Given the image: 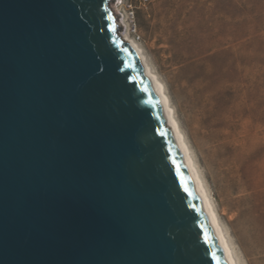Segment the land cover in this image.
I'll use <instances>...</instances> for the list:
<instances>
[{"label":"water","instance_id":"1","mask_svg":"<svg viewBox=\"0 0 264 264\" xmlns=\"http://www.w3.org/2000/svg\"><path fill=\"white\" fill-rule=\"evenodd\" d=\"M113 0H0V264H230Z\"/></svg>","mask_w":264,"mask_h":264},{"label":"rangeland","instance_id":"2","mask_svg":"<svg viewBox=\"0 0 264 264\" xmlns=\"http://www.w3.org/2000/svg\"><path fill=\"white\" fill-rule=\"evenodd\" d=\"M113 1L165 86L237 263L264 264V0Z\"/></svg>","mask_w":264,"mask_h":264},{"label":"bare ground","instance_id":"3","mask_svg":"<svg viewBox=\"0 0 264 264\" xmlns=\"http://www.w3.org/2000/svg\"><path fill=\"white\" fill-rule=\"evenodd\" d=\"M112 6V11H115V14H117L116 12V7L114 5V2L111 4ZM118 15V14H117ZM123 39L126 43L130 44V46L137 52V54L139 55L142 64L144 66V70H145V74L146 76L151 80L152 85L154 87V90L158 96L159 102L164 110V113L166 115L167 118V122H168V127L169 130L171 131L173 138L177 144V147L190 171V173L192 174L196 186L199 190V194L202 198L203 204L205 206L208 218L214 228V231L216 233V236L218 238V241L220 243V245L222 246V248L225 250L226 255L228 257V260L230 262V264H238L234 251L232 249V246L221 226L217 211L214 207V203L212 202V198L210 197L208 190L205 186V183L202 179V176L200 175L199 169L196 165V162L194 161V158L192 156L191 153V149L189 147L188 142L186 141V138L181 130V127L179 125V122L176 118V113L174 112V109L171 105V101L170 98L166 92L165 86L163 85V83L159 80V78L157 77V75L152 71L150 65L148 64V62L146 61L143 53L141 52L139 46L132 41L128 36H123Z\"/></svg>","mask_w":264,"mask_h":264}]
</instances>
